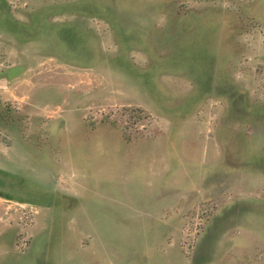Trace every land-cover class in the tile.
<instances>
[{
    "label": "rangeland",
    "instance_id": "obj_1",
    "mask_svg": "<svg viewBox=\"0 0 264 264\" xmlns=\"http://www.w3.org/2000/svg\"><path fill=\"white\" fill-rule=\"evenodd\" d=\"M0 264H264V0H0Z\"/></svg>",
    "mask_w": 264,
    "mask_h": 264
}]
</instances>
